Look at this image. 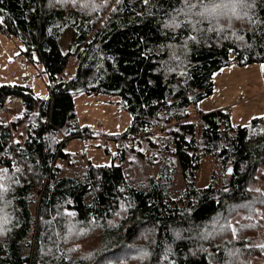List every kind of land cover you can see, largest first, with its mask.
I'll return each mask as SVG.
<instances>
[{"label": "trees", "instance_id": "1", "mask_svg": "<svg viewBox=\"0 0 264 264\" xmlns=\"http://www.w3.org/2000/svg\"><path fill=\"white\" fill-rule=\"evenodd\" d=\"M234 1L217 19L202 10L220 0H0V19L49 90L42 99L0 84V112L8 97L22 100L20 117L0 119V264H264V196L249 188L264 167V116L248 126H235L226 110L189 119L212 96L217 73L264 63V0ZM67 30L75 34L72 76L54 56ZM77 93L118 97L132 122L111 165L53 172L57 155L70 160L59 132L73 140L91 133L76 123ZM25 123L24 145L13 152L10 139ZM136 144L169 157L146 190L124 172L127 154H141ZM204 156L223 173L198 188Z\"/></svg>", "mask_w": 264, "mask_h": 264}, {"label": "rangeland", "instance_id": "2", "mask_svg": "<svg viewBox=\"0 0 264 264\" xmlns=\"http://www.w3.org/2000/svg\"><path fill=\"white\" fill-rule=\"evenodd\" d=\"M234 0H220L216 6H207L202 10V15H213L217 12V19H223L231 8ZM228 9V10H227ZM228 16V15H227ZM5 32L0 30V84H14L31 88L40 98L49 96L47 78L40 65L28 60L24 53L23 45L15 34L13 25L8 21H2ZM195 31V28L191 27ZM75 34L73 30H67L60 41V52L54 54L62 61L67 76L74 74L77 60L71 52ZM120 99L110 95H87L77 93L76 123L81 129H88L91 133L82 138H75L71 142L66 134L59 132V138L65 144L64 151L69 155L67 165L62 169L63 174H80L86 165L91 162L96 166H109L113 162V155L118 152V139L123 135L132 122V115L125 111L119 104ZM4 110H8L9 123L21 115V98L10 96L6 99ZM190 120L198 121L199 114H207L218 110L229 112L235 126H248L252 119L264 116V63L250 64L246 66L233 65L223 69L214 76V92L212 96L198 104L197 108H191ZM7 112V111H6ZM158 130L152 132L158 134ZM26 123L14 130L12 136V151L24 145ZM66 139V140H65ZM133 140V139H132ZM69 142V143H68ZM68 143V145H67ZM122 148V146L120 147ZM136 151L129 152L123 163L124 172L129 185L146 190L150 184V178H158L162 172L167 156L157 154L155 150L136 144ZM108 150V151H107ZM152 155V157H151ZM151 157V158H148ZM149 159L153 160V164ZM70 161V162H69ZM176 171L174 174L173 192L179 193L184 189V180L180 163L174 160ZM229 171V170H228ZM227 171V175L229 174ZM213 173H223L220 164L209 157H202L201 166L196 177V186L203 188L209 184ZM250 191L255 195L264 196V167L255 175ZM38 195V193H36ZM37 197V196H36ZM231 218L233 229L241 216ZM264 227V226H263ZM263 230V229H262ZM259 230L258 242L263 243L262 233ZM256 232L249 238L254 237ZM256 234V235H257ZM148 235V234H147ZM99 235L97 234L96 237ZM146 234L142 237L145 239ZM230 236H225V240ZM141 238V239H142ZM224 241V240H223ZM142 256V254L140 255ZM119 264H125L123 257Z\"/></svg>", "mask_w": 264, "mask_h": 264}, {"label": "built area", "instance_id": "3", "mask_svg": "<svg viewBox=\"0 0 264 264\" xmlns=\"http://www.w3.org/2000/svg\"><path fill=\"white\" fill-rule=\"evenodd\" d=\"M7 111V112H6ZM2 110L1 112H0V119L4 122V123H9V118H8V110ZM69 139H71V138H69ZM66 140V139H65ZM73 139H71V140H69L70 142L72 141ZM12 141V138L10 139V142ZM123 139H118V142H119V147H121L122 146V144L121 143H123ZM69 143V142H68ZM67 143V144H68ZM63 144H65V142L63 143L62 142V146H63ZM61 146V147H62ZM61 147H60V149H61ZM19 150V149H18ZM18 150H16V151H18ZM14 157H16V154H14ZM67 163V159L66 158H63V157H59L58 155H57V157L55 158V160H54V162H53V164H52V166H51V171H53V172H57L58 170H62V169H64V166H65V164ZM37 198L38 197H35L34 198V200H37ZM39 199V198H38Z\"/></svg>", "mask_w": 264, "mask_h": 264}, {"label": "water", "instance_id": "4", "mask_svg": "<svg viewBox=\"0 0 264 264\" xmlns=\"http://www.w3.org/2000/svg\"><path fill=\"white\" fill-rule=\"evenodd\" d=\"M228 173H229V174H232V169H229Z\"/></svg>", "mask_w": 264, "mask_h": 264}]
</instances>
